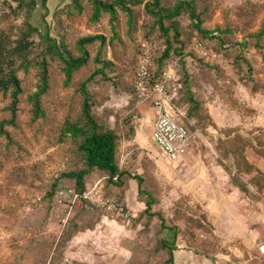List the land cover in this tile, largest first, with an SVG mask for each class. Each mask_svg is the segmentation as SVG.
<instances>
[{"label": "rangeland", "instance_id": "rangeland-1", "mask_svg": "<svg viewBox=\"0 0 264 264\" xmlns=\"http://www.w3.org/2000/svg\"><path fill=\"white\" fill-rule=\"evenodd\" d=\"M73 1L36 0L30 19L39 30L36 39H47L48 33L58 39L63 34L68 47L78 54L76 41L80 37L106 36L105 55L112 65L106 68V78L98 73L90 83L93 111L98 120L121 135L120 167L142 173L143 187L155 201L149 213L146 208L128 206L135 214L132 219L108 213L90 199L65 205L49 201L46 194L55 180L61 179L60 186L75 188L73 180L61 178L64 171L79 165L62 129L66 119L80 113L79 86L98 68L94 62L98 44L87 45L90 61L74 73L69 83L62 62L57 57L50 59V89L42 97V117L34 118L29 100L40 82L38 68L21 70L23 93L17 124L6 126L12 141L0 137V264H48L58 242L63 245L59 264H165L169 255L161 241L175 244L176 249L177 240H171L175 234L196 254L210 257L211 264H264V254L259 249L264 241L263 176L256 171H238L240 167L228 154V149L242 147L241 141L230 140L237 134L264 149V55L256 47L258 43L264 46V35L260 39L255 36L264 26V0H192L203 27L222 41L197 34L189 16L180 17L184 55L174 54L166 64L174 65L180 78V61L186 62L190 89L201 108L192 110L188 89L180 87L177 102L187 110L185 124L192 139L190 149L182 157L187 156L189 163L172 167L152 141L153 153L158 157L159 151L166 162L162 175H158L146 152L137 145L125 144L132 140L136 128L147 122L142 105L134 101L133 81L141 42L148 41L156 55L164 49L160 28L144 5L135 7L131 23L119 11L113 26L108 13L98 22L90 21L89 0H82L81 12ZM177 1L162 0L167 7ZM16 5L15 0H0V32L13 38L19 36L26 19L25 13H12L10 6ZM194 38L207 49L221 53L225 63L200 57ZM242 57L252 65L251 77ZM10 100L9 95H0V121L11 118ZM236 153L241 158L239 150ZM244 154L251 165L264 173V158L248 146ZM225 168L236 181L247 186L248 196L233 192L235 186L225 178ZM126 179L124 185L109 186L104 175L94 173L88 178L85 191L97 190L104 200L126 203L131 182ZM219 183L226 185L223 193L218 190ZM138 199L147 201L150 197L142 194ZM158 214L163 215L172 230L162 227ZM41 243L54 247L45 253Z\"/></svg>", "mask_w": 264, "mask_h": 264}, {"label": "trees", "instance_id": "trees-1", "mask_svg": "<svg viewBox=\"0 0 264 264\" xmlns=\"http://www.w3.org/2000/svg\"><path fill=\"white\" fill-rule=\"evenodd\" d=\"M16 7H12V13L16 16L25 13L26 19L20 28V34L17 38H13L7 32H0V95H9L11 112L10 119H3L0 121V137L6 136L12 141L11 133L6 129L8 125L17 124V116L19 111L20 96L23 93L22 80L19 76L21 70H28L31 66L38 68L40 82L37 91L29 96L32 104V111L34 118L44 116L42 107V97L50 89V59L57 57L62 62V69L66 74L67 83L72 80L75 72L87 66L90 61L91 53L87 45L98 44V51L94 62L98 65L85 80L80 83L79 93L82 95L80 113L73 117L66 119L62 134L67 137L72 145L73 153L79 158V165L64 171L61 178H68L75 182V191L83 193L86 190L88 178L94 173H99L107 178V184L114 186L124 185L127 176L131 173L122 169L118 162V146L121 135L118 131L105 122L98 120L94 108V96L90 90V83L101 73L103 77H107L106 68L112 65L110 59L105 55L107 48V39L103 34H93L80 37L76 41V46L79 50L78 54H74L65 42V36L59 34L58 39H53L48 33V38L44 39L42 36L39 40L36 39L35 33L39 32L38 28L30 21L32 12L36 7V0H15ZM92 4V13L90 16L91 22H98L104 13L110 15V21L114 26V22L119 19V11L124 12L128 16V21L131 23L135 7L144 5L146 12L155 20V24L161 30L164 37V49L156 55L152 52V72L153 81L161 77V72L166 65V62L174 55L183 56L185 42L182 39V29L180 25V17L187 14L191 20V24L197 34L206 38L220 39L219 36L213 35V32L203 27V19L201 14L197 11L194 1L192 0H178L173 7L163 5L162 0H89ZM73 6L80 12L83 10L82 0H74ZM264 35V26L255 36L260 39ZM111 41V40H110ZM256 47L264 55V46L259 43ZM142 49L140 46V56ZM239 60V59H238ZM243 62L248 64V72L251 77L252 65L245 58H240ZM181 76H178V82L181 86L188 89L189 100L194 104L191 109L198 110L201 108V103L194 97L193 91L190 89V74L186 69V62L181 59ZM251 79V78H250ZM252 80V79H251ZM134 101L137 103L136 95L133 89ZM232 143L240 142L242 147L239 148V156L235 149H228V154H231L236 164L240 167L238 171L250 173L254 167L251 165L244 152L245 148L252 147L257 153L264 157V149L255 146L250 141L246 140L241 134H237L230 139ZM248 142V143H246ZM239 158V159H238ZM243 166V167H242ZM229 172V170H228ZM231 173V172H230ZM140 181V194H146L150 197L145 201L147 204L146 212L149 213L154 197L141 187L143 177L136 176ZM236 185L243 191H246L245 184L235 180ZM61 180V179H60ZM55 180L51 188L46 194L49 201L55 200L57 189L60 186V181ZM154 215V214H153ZM163 228H167L165 219L161 214H158ZM62 240V239H61ZM161 244L168 250V259L165 264H174V244L163 240ZM45 253L51 252L54 246L50 248L45 244ZM62 243L58 242L55 249L52 251V257L48 264H59L62 255ZM34 250V248H31ZM49 250V251H48ZM47 262V259L44 263Z\"/></svg>", "mask_w": 264, "mask_h": 264}, {"label": "built area", "instance_id": "built-area-1", "mask_svg": "<svg viewBox=\"0 0 264 264\" xmlns=\"http://www.w3.org/2000/svg\"><path fill=\"white\" fill-rule=\"evenodd\" d=\"M194 47L200 57L217 64L225 63V57L194 38ZM142 54L137 66L133 81V89L137 104L151 100L157 110V118L153 130V140L172 160H178L185 155L191 147L190 131L185 124L187 110L177 102L180 84L176 75L175 66L167 63L161 72V77L153 81L152 72V46L148 41L141 42ZM97 190L78 193L71 186L62 185L57 189L56 202L64 205L67 202L81 203L83 199H90L108 213H116L125 219L134 218L133 211L123 202L114 199H102ZM259 249L264 254V241Z\"/></svg>", "mask_w": 264, "mask_h": 264}, {"label": "crops", "instance_id": "crops-1", "mask_svg": "<svg viewBox=\"0 0 264 264\" xmlns=\"http://www.w3.org/2000/svg\"><path fill=\"white\" fill-rule=\"evenodd\" d=\"M137 105H142L141 108L144 111V114L146 116V121L147 122H144L143 125H141L140 127H137L136 131H135V135L133 136L132 140L126 141L125 144L128 145V146L137 145L139 148L142 149L143 152H146L148 154L149 158L153 160L156 169H158V175H162V173H164V171L166 170V167H165V163L166 162H164V159L160 155L159 151H158V157H156V155L153 153V149L150 148V146L152 144V141H153V143H155V141L153 140V130H154L155 121H156V118H157V115H158L157 114V110L154 108L153 103H152L151 100L144 101L143 103H140V104H137ZM152 118H154V120ZM155 145H157V144L155 143ZM162 152L166 156L167 160L169 161V164L172 167L179 168V167H182V165H185V164L189 163L187 156H185L184 158L181 157L178 160H172L166 155V153L163 150H162ZM254 152L256 154H258L260 157L264 158L259 153H257L255 150H254ZM183 160H184V162H181ZM247 160H248V158H247ZM125 170H127V169H125ZM224 170L228 173L227 175H225V178H228L227 180H229V181L231 180V182L233 183V185H231L232 187L235 186V187H233V188H235L233 190V192L234 193H238V194L242 193V194H245V196H248L249 190H248L247 186L245 185L246 186V191L241 190L236 185V183L234 182V180L232 178L233 177L232 173H230V171L228 172V169H226V168ZM252 171H256L258 173V175H262L263 178H261V180L262 179L264 180V173L259 168H255L254 167V169ZM130 173H131V176H127V178L131 179L130 188L127 190L126 198H125V201H126V203L128 205L125 202H123V203L126 204L127 206H131L132 208L137 209V210H141L142 208L145 209V208H147L146 202L138 199V195H141L140 194V181H139L138 178H136V176L143 177V182H142L141 187L143 189H145L143 187L144 175L142 173H140V172H137V173L130 172ZM244 173H246V172H244ZM127 180L128 179H126V182H127ZM126 182H125V184H126ZM256 185L259 186L260 183L256 181ZM225 186L223 185V183H219L218 190H220L219 191L220 193H223L226 190ZM245 200H246V198H245ZM120 202H122V201H120ZM67 203H69V202H67ZM67 203H65V204H67ZM164 229L172 230L168 226H167V228H164ZM176 237L177 236L175 234L174 238L171 239L173 242H175L177 240L176 241L177 248L173 250L174 264H195L196 261L198 263H201V264H211V258L210 257H208V256H200V255L196 254L193 250L189 249L184 244L183 241H179ZM174 246H175V244H174Z\"/></svg>", "mask_w": 264, "mask_h": 264}]
</instances>
